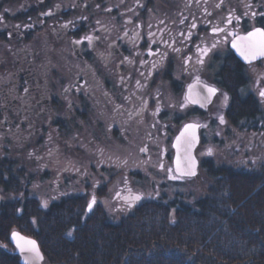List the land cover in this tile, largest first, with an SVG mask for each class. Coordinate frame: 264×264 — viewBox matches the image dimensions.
<instances>
[{
  "label": "flooded vegetation",
  "instance_id": "1",
  "mask_svg": "<svg viewBox=\"0 0 264 264\" xmlns=\"http://www.w3.org/2000/svg\"><path fill=\"white\" fill-rule=\"evenodd\" d=\"M255 29L264 0H0V165L94 200L87 214L106 210L117 173L181 180L173 143L192 124L199 145L211 115L227 120L228 73L264 98V56L232 46ZM145 199L127 184L113 194L126 212Z\"/></svg>",
  "mask_w": 264,
  "mask_h": 264
},
{
  "label": "trees",
  "instance_id": "2",
  "mask_svg": "<svg viewBox=\"0 0 264 264\" xmlns=\"http://www.w3.org/2000/svg\"><path fill=\"white\" fill-rule=\"evenodd\" d=\"M226 80L229 125L263 126L264 108L243 91L246 78L232 71ZM198 170L208 183L199 195L162 192L114 217L100 207L85 213L76 197L42 206L24 186L35 178L3 163L0 264H20L13 231L36 240L44 264H264V162L237 167L206 158Z\"/></svg>",
  "mask_w": 264,
  "mask_h": 264
},
{
  "label": "rangeland",
  "instance_id": "3",
  "mask_svg": "<svg viewBox=\"0 0 264 264\" xmlns=\"http://www.w3.org/2000/svg\"><path fill=\"white\" fill-rule=\"evenodd\" d=\"M253 90L256 95L263 92L261 85L255 86ZM261 104L264 108V98L261 100ZM215 112L216 110L212 113ZM201 128L203 140L195 151L199 161L212 158L215 162L237 167L264 162V124L258 126L256 130L238 129L230 126L227 120L221 123L218 115L215 117L211 115ZM129 159L136 163L139 162L138 157H130ZM139 165L140 163H138ZM136 171L117 173L112 183L108 184L109 186L99 202L105 207V211L109 215L118 217L127 213L125 209L117 208V202L113 200L117 185L127 184L135 192L140 193L143 198L154 199L162 192H166L169 196L175 192L199 195L208 184L200 172L194 177H185L175 181L173 178H169L167 173L158 170L156 167L147 166L145 169H137ZM43 174L42 172H28L30 177L35 178L28 189L30 196L36 198L42 206L46 207L52 201L57 200L56 196L62 194L63 189L52 186L45 181V178L38 179ZM175 182H180V184ZM73 190L79 191V189ZM0 194L1 202L6 196L1 190ZM0 246L2 245L0 244Z\"/></svg>",
  "mask_w": 264,
  "mask_h": 264
},
{
  "label": "water",
  "instance_id": "4",
  "mask_svg": "<svg viewBox=\"0 0 264 264\" xmlns=\"http://www.w3.org/2000/svg\"><path fill=\"white\" fill-rule=\"evenodd\" d=\"M182 132H185V128L177 136V138L179 137L180 139L178 140L176 138L173 143L175 149L173 167L179 178H191L198 173L199 162L195 155V149L199 143L197 126L194 129H189L185 132L184 136H181ZM134 197L137 196L134 195L133 199ZM91 202L92 201L88 202L86 206L87 212L91 210L88 207ZM13 233L18 235L14 238ZM28 241H35V248H33ZM10 242L15 247V254L18 256L20 264H44L39 246L34 238L28 237L18 231H14L10 234Z\"/></svg>",
  "mask_w": 264,
  "mask_h": 264
},
{
  "label": "snow or ice",
  "instance_id": "5",
  "mask_svg": "<svg viewBox=\"0 0 264 264\" xmlns=\"http://www.w3.org/2000/svg\"><path fill=\"white\" fill-rule=\"evenodd\" d=\"M214 31H219L217 29H214ZM90 39V38H89ZM239 41H241V44L238 45L236 41H233L232 46L234 48H237L238 51L241 52V55L245 57V59H249V56H251L252 59H255L257 55L264 56V30L261 29H255L253 32H249L246 37H240L238 38ZM245 49V51H242L241 49ZM207 91L209 94H215L216 89L214 88H208ZM261 96H264V92L260 93ZM225 100H227V97H225ZM220 122L224 123L223 116L220 117ZM196 125H186L185 126V132H187L189 129H194ZM185 132L181 133V136L185 135ZM180 139L179 137L177 138ZM143 151V149H142ZM134 199H139V197H134ZM95 201L93 200L91 203H89L88 207L89 209L92 208V204ZM18 234L13 233V237L15 238ZM71 235V233H69ZM30 245L35 248V241H28Z\"/></svg>",
  "mask_w": 264,
  "mask_h": 264
}]
</instances>
